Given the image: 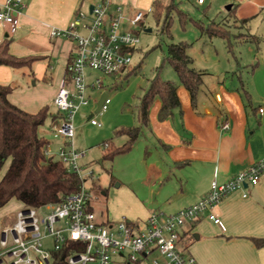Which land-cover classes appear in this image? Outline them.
Segmentation results:
<instances>
[{
    "label": "crops",
    "instance_id": "crops-1",
    "mask_svg": "<svg viewBox=\"0 0 264 264\" xmlns=\"http://www.w3.org/2000/svg\"><path fill=\"white\" fill-rule=\"evenodd\" d=\"M22 1L25 9L18 15L17 33L10 35L9 27L0 23V44L10 38L12 55L40 59L31 71L0 66V84L14 86L11 101L30 114L50 108L51 116L40 127L39 135L45 139L51 137L60 151L66 146V141L54 131L62 117L54 106V100L67 76L66 70L77 46L73 41L53 38L51 34L54 29L68 28L78 11L90 14L91 7L100 0ZM259 1L246 0V4L252 6L249 14L243 12L242 6L232 5V8L237 7L235 21L250 20L244 25L247 36L257 37L260 40L258 46L247 39L242 43V40L233 38L234 48L230 53L223 40L227 58L218 60L214 69L195 68L206 73L196 106L180 80L178 83L170 81L178 85L181 107L163 122L159 120L162 100L159 97L155 99L150 110V125L144 129L143 136L134 147L144 151L140 162L141 174L132 185H118L121 192L115 194L117 200L108 199L109 194L102 193L106 202L105 212L98 215L91 205L100 222L107 224L126 220L144 230L145 222L152 213L171 215L192 206L209 194L214 181L226 183L264 160V58L260 55L261 45L264 44V0ZM5 2L0 0V8ZM126 7L130 13L140 11ZM211 40L213 43L217 39ZM253 46L255 50L251 48ZM244 47H249V59H244L241 51L236 56L237 49ZM131 68L112 76L114 80L107 86L104 83L102 88L90 90L88 95L92 105L83 107L75 117V148L85 153L80 161L85 172L90 152L95 154H90V159L95 160L98 151L104 156V150L109 149L104 148L106 141L111 147H121L127 137L116 136V131L139 125L136 116L118 113L115 102L110 98L113 109L108 108L102 116L105 125L101 132L96 129H92L94 132L85 131L88 125L96 127L90 122L92 118L97 120L95 111L99 99H94L96 90H100V96L104 92L109 96L108 90H117L116 83L119 85ZM97 78L99 76L94 72L88 71L89 86ZM148 86L149 83L140 98ZM226 121L231 129L223 131L221 124ZM56 158L58 156L49 159ZM8 166L9 163L0 172V180ZM245 194L247 197H244ZM11 202H17L19 208L22 207L16 200ZM112 202L117 205L113 206ZM213 213L220 223L211 221L207 211L200 220L182 228L179 247L199 264H264V247L258 248L253 242V239H264V174L257 185L235 191L214 208ZM0 218L6 217L0 214ZM153 258L164 261L156 252L146 257L145 261L149 263Z\"/></svg>",
    "mask_w": 264,
    "mask_h": 264
},
{
    "label": "built area",
    "instance_id": "built-area-1",
    "mask_svg": "<svg viewBox=\"0 0 264 264\" xmlns=\"http://www.w3.org/2000/svg\"><path fill=\"white\" fill-rule=\"evenodd\" d=\"M115 1L100 0L91 7L90 14L78 11L68 28L52 31L53 38L73 41L77 46L54 100L62 116L54 131L66 141V146L58 153L59 161L75 173L83 185L79 192L59 205L41 209L22 205L12 217L0 218V264H54L55 254L64 250L70 252L66 264H139L155 252L164 261L153 258L149 264H199L179 247L182 228L200 220L207 211L208 218L219 224L213 209L246 185H257L264 174L263 160L226 183L214 181L209 194L196 204L171 215L152 213L144 230L126 220L107 224L99 221L86 186L87 178L94 183V173L85 172L80 165L85 153L75 148L74 120L83 107L92 105L89 91L104 86L101 77L89 86L88 71L112 77L133 66L141 42L134 30L144 27L142 23L147 16L140 11L130 13L122 0ZM204 2L199 0L201 5ZM24 9L22 0H6L0 8V23L9 27L12 36L19 29L18 15ZM110 103L108 96L100 115L107 112ZM90 122L93 126H102L94 118ZM221 129L230 130V123L224 122ZM44 209L48 213L42 214Z\"/></svg>",
    "mask_w": 264,
    "mask_h": 264
},
{
    "label": "trees",
    "instance_id": "trees-1",
    "mask_svg": "<svg viewBox=\"0 0 264 264\" xmlns=\"http://www.w3.org/2000/svg\"><path fill=\"white\" fill-rule=\"evenodd\" d=\"M189 0H155L152 13L161 33L169 40H173L171 27L174 14L180 17V22L185 26L188 21L210 39H222L227 44V49L233 53V38L259 44L255 36H235L223 23L211 21L207 25L202 21L194 20L179 8ZM237 7L229 11V16L235 17ZM250 20H243L246 25ZM143 25L145 22L142 23ZM12 40L6 38L0 44V66H7L15 70H32L40 58H19L10 53ZM191 44L182 41L171 42L167 45L166 56L163 64L157 69L156 76L150 80L144 95L135 107V116L138 126L121 128L116 136H125L127 141L121 147H111L103 160L113 162L117 156L130 153L138 140L143 136L144 129L150 125V110L157 97L162 100L159 120L165 121L173 111L181 107L178 96V85L161 77L162 68L169 65L173 68L183 86L189 91L192 103L196 106L199 91L204 83V71L194 68V59L188 51ZM140 66L131 68L124 80L137 75ZM116 83L115 89H119ZM12 85L0 84V172L9 166L0 180V209L7 206L12 200L34 209H41L49 205H59L69 196L79 192L82 180L61 161L48 158L50 142L39 135V129L51 116L49 107L43 108L37 114H30L14 104L10 97L14 93ZM258 248L264 247V239H253ZM70 252L64 250L55 254L54 264H66Z\"/></svg>",
    "mask_w": 264,
    "mask_h": 264
},
{
    "label": "rangeland",
    "instance_id": "rangeland-1",
    "mask_svg": "<svg viewBox=\"0 0 264 264\" xmlns=\"http://www.w3.org/2000/svg\"><path fill=\"white\" fill-rule=\"evenodd\" d=\"M153 2L154 0H123V3L126 6H131L147 14L144 27L134 30V33L140 37L141 41L139 45V51L134 55V63L132 66V68L140 66L137 75L130 77L127 81H120L119 89L108 90L110 98H112V101L115 102L114 107H116L118 113L123 112V114L125 113L127 116H135V107L144 91L143 89H145L149 81L156 76L157 69L162 66L166 56L167 45L171 42L179 43L185 41L192 45L188 53L196 61L194 68L197 69L205 70L210 67H213L212 69H214L218 65V60H224L227 58L228 54L226 48H224L222 39L214 40L213 44L212 40L205 34H202L196 25L191 21H188L183 27L180 22V17L177 13L174 14L173 24L171 27L173 40H169L161 33V27L158 26L154 20L152 13ZM167 3H170V0H167ZM232 5L242 6L243 12L246 14H249L251 10L250 7H252L246 4V0H207L205 5H199L198 0H189L186 3L180 5L179 8L187 15H190L194 20L202 21L205 23V25L211 21L223 23L222 25L228 28L232 34L235 36H243L244 38V36H247L248 32L245 26L241 22L235 21V17L229 16V11L227 8ZM84 9H86V6ZM252 28L253 27L251 25V29ZM149 29L152 31H146ZM251 31L253 34V30ZM257 46L255 45V47ZM251 48L254 49V46ZM237 50L238 53L236 52V56H239V51H241L244 59H249V47H244L243 49ZM261 51L260 55L262 58H264V44L261 45ZM94 74L96 76L102 77L106 86L107 83H112L114 80L112 77H103L101 74L96 72H94ZM161 77L164 80H174L177 83L179 82L175 71L169 65H165L162 68ZM106 86L104 88H106ZM94 97V99L100 98V90H96ZM112 107V105L109 106L110 110L113 109ZM103 115H100L99 113L95 114L98 122L102 125L100 128H93L87 124L89 127H87L85 131L94 132L92 129H96L97 132H101L103 126L105 125L102 122ZM47 125L48 122L46 123V126ZM135 125H137L136 120ZM96 138L98 137L96 136ZM47 140L51 144L50 152L47 156L49 158H55L58 156L59 147L56 141L52 140L51 137ZM107 142L108 141L105 143ZM104 144L102 143L101 145ZM105 152H107V150H104V153ZM90 154L92 156L95 155L94 152L89 153L87 158L88 163H86V172L94 173L95 183L93 184L92 180L87 178L86 186L88 191L91 193L90 204L94 206L95 212L100 215L101 212H105L106 210L105 198L102 195L103 192L109 194L108 199L117 200L115 199V194H117V192H121V188H117L118 185H132L134 184V180L140 176V162L144 158V151L141 148H136L130 155L117 156L113 162L103 160L104 156L101 155L100 151H98L96 154L94 158L95 160L90 159ZM55 160L58 159L56 158ZM112 205L116 206L117 204L115 205L112 202ZM18 209L19 204L17 202H10L6 209L2 210L0 214L4 215L6 218H9L12 217ZM46 213H48V211L44 209L42 214ZM144 264L149 263L145 261Z\"/></svg>",
    "mask_w": 264,
    "mask_h": 264
},
{
    "label": "water",
    "instance_id": "water-1",
    "mask_svg": "<svg viewBox=\"0 0 264 264\" xmlns=\"http://www.w3.org/2000/svg\"><path fill=\"white\" fill-rule=\"evenodd\" d=\"M231 9H232V6H229V7L227 8L228 11H230ZM147 31H148V32H151L152 30L149 29V30H147ZM107 97H108V93H106V92H104V93L100 96V98H99V100H98V102H97V104H96V111H95V114H98V113L100 112V110H101L102 106L104 105V103H105ZM247 187H248V186L246 185L245 188H247Z\"/></svg>",
    "mask_w": 264,
    "mask_h": 264
}]
</instances>
